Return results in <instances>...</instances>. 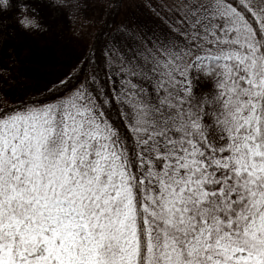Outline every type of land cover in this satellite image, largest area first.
<instances>
[{
	"label": "snow or ice",
	"instance_id": "snow-or-ice-1",
	"mask_svg": "<svg viewBox=\"0 0 264 264\" xmlns=\"http://www.w3.org/2000/svg\"><path fill=\"white\" fill-rule=\"evenodd\" d=\"M137 8L70 62L0 25V264H264V0Z\"/></svg>",
	"mask_w": 264,
	"mask_h": 264
},
{
	"label": "rangeland",
	"instance_id": "rangeland-1",
	"mask_svg": "<svg viewBox=\"0 0 264 264\" xmlns=\"http://www.w3.org/2000/svg\"><path fill=\"white\" fill-rule=\"evenodd\" d=\"M106 0H66L65 7H52L49 0H24L31 7H34L39 15L40 22L47 26V31L21 33L15 16L18 9L15 7L16 0H13V7L10 11L0 14V25L6 24L9 33L15 31L18 38H22L26 46H30L34 51V59L43 64L52 62H70L82 47L95 42L98 30L96 27L103 26L106 22L109 25H115L125 17L119 18V14L114 13L107 21H104L103 15L106 9ZM133 0H129L131 2ZM130 15L138 13L140 9L137 5L140 0H134ZM130 4V3H128ZM123 8L120 7L118 11ZM145 14L146 13V10ZM129 15V16H130ZM127 17V16H126ZM75 20V22H74ZM81 23L85 25L78 27ZM84 23V24H83ZM87 26V27H86ZM197 90H208L211 88L210 81L197 82ZM6 88H12L9 95L21 91L19 85H5ZM27 91V90H24Z\"/></svg>",
	"mask_w": 264,
	"mask_h": 264
},
{
	"label": "clouds",
	"instance_id": "clouds-1",
	"mask_svg": "<svg viewBox=\"0 0 264 264\" xmlns=\"http://www.w3.org/2000/svg\"><path fill=\"white\" fill-rule=\"evenodd\" d=\"M75 3V0H73ZM49 3L52 7H65L66 0H49ZM13 7V0H0V14L8 12ZM16 9V22L29 31H47V26L42 24L39 19L37 10L34 7H31L28 3H25L24 0H16L15 3Z\"/></svg>",
	"mask_w": 264,
	"mask_h": 264
},
{
	"label": "trees",
	"instance_id": "trees-1",
	"mask_svg": "<svg viewBox=\"0 0 264 264\" xmlns=\"http://www.w3.org/2000/svg\"><path fill=\"white\" fill-rule=\"evenodd\" d=\"M129 3L130 4L124 5L120 11H117L116 8L114 7V0H106L104 3V4H106L105 14L103 15L104 21H107L109 19V17H111L114 13H117V12H118L117 14H119V16H118L119 18L123 19L124 17L126 18V16H129L130 12L132 10V6H134V4H135V1L133 0ZM74 22H75V20H74ZM75 26L83 27L85 25H82L81 23H79L78 25H75ZM96 28H97L96 31L98 30V32H100L102 30L103 26L99 27V24H98V26Z\"/></svg>",
	"mask_w": 264,
	"mask_h": 264
}]
</instances>
